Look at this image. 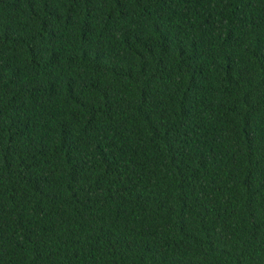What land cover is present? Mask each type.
Returning <instances> with one entry per match:
<instances>
[{
    "label": "trees",
    "instance_id": "trees-1",
    "mask_svg": "<svg viewBox=\"0 0 264 264\" xmlns=\"http://www.w3.org/2000/svg\"><path fill=\"white\" fill-rule=\"evenodd\" d=\"M0 264H264V0H0Z\"/></svg>",
    "mask_w": 264,
    "mask_h": 264
}]
</instances>
